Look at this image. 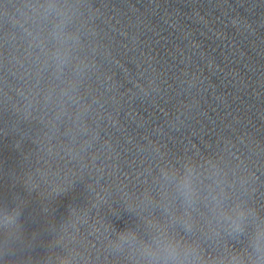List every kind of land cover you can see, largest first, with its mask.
Instances as JSON below:
<instances>
[{
    "label": "water",
    "instance_id": "95a60500",
    "mask_svg": "<svg viewBox=\"0 0 264 264\" xmlns=\"http://www.w3.org/2000/svg\"><path fill=\"white\" fill-rule=\"evenodd\" d=\"M39 2L0 0V207L25 204L30 241L0 235V264H126L107 241L162 168L215 164L264 215V0H61L79 14L59 76L22 15ZM194 239L207 264L243 247Z\"/></svg>",
    "mask_w": 264,
    "mask_h": 264
},
{
    "label": "clouds",
    "instance_id": "9594fccd",
    "mask_svg": "<svg viewBox=\"0 0 264 264\" xmlns=\"http://www.w3.org/2000/svg\"><path fill=\"white\" fill-rule=\"evenodd\" d=\"M23 7L22 15L33 28L30 34L38 40L42 65L59 76L75 61L78 6L61 0H41ZM222 183L215 164H209L206 172L190 163L179 171L162 168L152 192L136 209L122 207L136 217L137 224L119 232L112 229L107 252L122 257L126 264H207L204 250L194 239L199 230L205 239L220 237L239 242L243 237V247L216 264H264V215L246 200L228 195ZM24 205L14 200L11 207H0V235L8 255L20 244L30 243L20 223ZM41 210L48 212L47 201L42 202Z\"/></svg>",
    "mask_w": 264,
    "mask_h": 264
}]
</instances>
